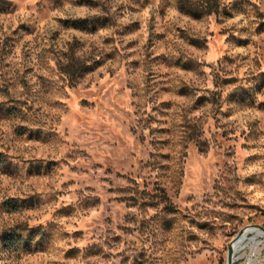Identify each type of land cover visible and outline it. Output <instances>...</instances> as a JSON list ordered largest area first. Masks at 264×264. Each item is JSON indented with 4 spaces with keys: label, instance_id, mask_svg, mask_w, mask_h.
<instances>
[{
    "label": "rangeland",
    "instance_id": "obj_1",
    "mask_svg": "<svg viewBox=\"0 0 264 264\" xmlns=\"http://www.w3.org/2000/svg\"><path fill=\"white\" fill-rule=\"evenodd\" d=\"M10 1L0 264H227L264 225V0Z\"/></svg>",
    "mask_w": 264,
    "mask_h": 264
},
{
    "label": "trees",
    "instance_id": "obj_2",
    "mask_svg": "<svg viewBox=\"0 0 264 264\" xmlns=\"http://www.w3.org/2000/svg\"><path fill=\"white\" fill-rule=\"evenodd\" d=\"M3 5H9L10 0H0ZM180 7L183 11L195 16L202 14H211L218 12L220 8L219 0H204L203 3L195 4L192 0H180ZM90 18H79L73 21V25L80 27H87L89 25ZM264 75V74H263ZM264 82V81H263Z\"/></svg>",
    "mask_w": 264,
    "mask_h": 264
},
{
    "label": "bare ground",
    "instance_id": "obj_3",
    "mask_svg": "<svg viewBox=\"0 0 264 264\" xmlns=\"http://www.w3.org/2000/svg\"><path fill=\"white\" fill-rule=\"evenodd\" d=\"M260 236H264V230L260 229L254 232L252 235L248 232L243 233L237 240H234V246L236 250L243 249L248 245L255 246L261 242ZM244 251V250H243Z\"/></svg>",
    "mask_w": 264,
    "mask_h": 264
},
{
    "label": "built area",
    "instance_id": "obj_4",
    "mask_svg": "<svg viewBox=\"0 0 264 264\" xmlns=\"http://www.w3.org/2000/svg\"><path fill=\"white\" fill-rule=\"evenodd\" d=\"M261 242L252 249L251 253L248 255V260L246 261L245 264H263L264 262V255H258L256 254L257 252V247H259L260 245L264 244V236H260ZM241 250V249H240ZM239 250H236L235 255H234V260H233V264H237L238 261H240L241 256L237 255V252ZM251 257V262H249Z\"/></svg>",
    "mask_w": 264,
    "mask_h": 264
},
{
    "label": "water",
    "instance_id": "obj_5",
    "mask_svg": "<svg viewBox=\"0 0 264 264\" xmlns=\"http://www.w3.org/2000/svg\"><path fill=\"white\" fill-rule=\"evenodd\" d=\"M254 226H259L264 230V225L263 224H255ZM245 228L241 229L237 235L233 238L230 246H229V251H228V261L227 264H233L234 260V255L236 252L235 246H234V240H237L243 233H244Z\"/></svg>",
    "mask_w": 264,
    "mask_h": 264
}]
</instances>
